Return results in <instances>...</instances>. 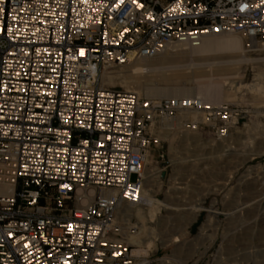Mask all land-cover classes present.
I'll return each instance as SVG.
<instances>
[{
  "label": "built area",
  "instance_id": "1",
  "mask_svg": "<svg viewBox=\"0 0 264 264\" xmlns=\"http://www.w3.org/2000/svg\"><path fill=\"white\" fill-rule=\"evenodd\" d=\"M227 34L264 47V0H0V264H153L118 213L144 200L155 124L196 113L224 141L244 110L101 72Z\"/></svg>",
  "mask_w": 264,
  "mask_h": 264
},
{
  "label": "rangeland",
  "instance_id": "2",
  "mask_svg": "<svg viewBox=\"0 0 264 264\" xmlns=\"http://www.w3.org/2000/svg\"><path fill=\"white\" fill-rule=\"evenodd\" d=\"M242 41L246 57L252 62L240 66L236 81L241 83V87L233 89L236 100L228 103L241 106L244 118L228 140L231 151L226 156L218 160L213 150L206 147L209 142L213 149H218L222 141L216 140L200 120H197V128L194 125L167 126V123L158 121L152 130L155 141L150 148L147 167L155 178V199L182 206L178 211H161L162 222L157 233L163 240L172 239L173 242L164 240L170 245L163 247L158 243L146 253H141L150 255L153 264H183L184 261L186 264H264V47L249 51L246 40ZM193 57L191 51L183 54L169 52L156 59L142 61L153 69L207 62L206 58ZM236 57L232 58L235 60ZM127 67L108 69L127 73ZM106 68L102 69L100 76L102 87L130 91L118 82L113 86L107 85L108 81L102 79ZM217 82L222 84L207 77L176 86L206 92L208 99L215 101L213 104L227 103L222 96L225 88L216 87ZM256 85L262 87L261 91H255ZM151 86L169 87L150 82L141 91L132 92L142 99L166 98L149 97L144 89ZM179 118L194 121L196 116L186 114ZM255 154L259 155L252 156ZM163 173L166 174L164 179ZM179 187L182 190H175ZM199 204L204 209L194 221L193 207ZM120 217L131 220L132 225L138 227L135 216L123 217L120 214ZM177 251L179 253L175 254Z\"/></svg>",
  "mask_w": 264,
  "mask_h": 264
},
{
  "label": "bare ground",
  "instance_id": "3",
  "mask_svg": "<svg viewBox=\"0 0 264 264\" xmlns=\"http://www.w3.org/2000/svg\"><path fill=\"white\" fill-rule=\"evenodd\" d=\"M242 39H243L242 37L235 34L208 37L204 40V42L201 44L200 47L189 48L185 45H180L170 48L165 53H163V54H168L169 52H177V54H183L184 52L191 51L194 53L193 58L195 59L206 58L207 59L206 63H199V64L193 63L194 65L191 64L187 66L175 64L165 69H159V68L153 69L151 68L150 65L145 64L146 62L143 63L145 60H152V59H142L144 61L135 60L131 62L129 65H127L128 66L127 68L129 69L127 73L109 71L107 67L102 73L103 74L102 79L104 80L106 79L108 81L107 85L109 86L115 85L116 82H118V84L119 83L124 84L125 88L130 91H136V90L141 91V89H143L145 86H148L150 82L163 83L169 87L161 89L156 86H151V87H146L144 90L146 91L147 95L151 98L198 96L204 99L206 102L213 104L215 103V101L208 99V97L206 96L207 95L206 92L204 93L200 90L195 91V89L192 88H183V87L178 88L176 86L179 84L193 83L197 79H203L208 77L212 80L215 81L218 80L222 82L221 85L219 84V82H217L219 85L217 84L216 87L225 88L224 90L225 95H222L225 96L223 97V101L227 103L235 102L236 92L233 93V89L239 90L241 87V83L239 81H236L239 76V73L241 72L240 66L244 63L252 62L250 59H247L246 57V50L244 49V43ZM258 48L259 47L253 48L252 50L256 51ZM223 56H227L229 58H222ZM233 56H238V58L236 57V59L234 60L232 58ZM222 59H224V61H221ZM225 59L227 60L225 61ZM198 61L201 62L200 60ZM173 85L174 87H172ZM261 88L262 87H260L259 85H256L255 91L256 92L261 91ZM213 105H220V104H213ZM186 114H192L196 116V119L193 122H197V120H200L201 123H203V119L199 114L182 113L177 118L172 119L171 121L164 122V124L165 125L168 124L167 126H171V125L179 126L183 122V120H189V119L179 118L180 116H184ZM170 128L171 127H169V129ZM228 140L229 139L222 141V143L218 146V149H213V145H211L209 142L206 143V147L212 149L213 154H216L219 160L224 156H226L228 152L231 151V147H229ZM257 155L259 154H255L252 156H257ZM148 162H149V158L146 162L147 165ZM147 165L145 172L146 180L143 189V199H144L143 202L139 205H124L118 213L119 216L121 214L123 215V217L135 216L136 220L138 221V227L135 225L137 228L136 233L127 235L125 237V241L127 243L136 247L135 248L136 254L146 253L147 250L156 247V244L158 243H161L163 247L170 245L165 242L171 243L173 242L172 239H169L167 241L164 239L165 240L164 242L162 237L158 235L159 233H157L160 230L161 227L160 223L162 222V219L160 220L161 211L182 210L181 205H176V204L173 205L169 202H159L155 199L154 187L156 182H155V178H153V176L150 175ZM177 189L182 190L181 187L176 188L175 190ZM203 209H204L203 206L200 204L193 207L192 220L195 221V217H197L199 212H201ZM126 220L129 222L131 221L128 219ZM138 229L140 230V232H138ZM176 253H179V251L175 252V254ZM185 262L186 261H184L183 264H186Z\"/></svg>",
  "mask_w": 264,
  "mask_h": 264
},
{
  "label": "water",
  "instance_id": "4",
  "mask_svg": "<svg viewBox=\"0 0 264 264\" xmlns=\"http://www.w3.org/2000/svg\"><path fill=\"white\" fill-rule=\"evenodd\" d=\"M165 176H166V174H165V173H163V174H162V178L164 179V178H165Z\"/></svg>",
  "mask_w": 264,
  "mask_h": 264
}]
</instances>
